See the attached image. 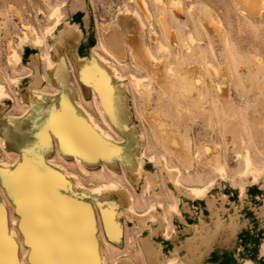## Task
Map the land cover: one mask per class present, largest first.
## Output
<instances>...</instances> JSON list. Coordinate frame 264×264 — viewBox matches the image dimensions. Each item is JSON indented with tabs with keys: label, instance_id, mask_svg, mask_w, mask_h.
Here are the masks:
<instances>
[{
	"label": "rangeland",
	"instance_id": "rangeland-1",
	"mask_svg": "<svg viewBox=\"0 0 264 264\" xmlns=\"http://www.w3.org/2000/svg\"><path fill=\"white\" fill-rule=\"evenodd\" d=\"M145 1L148 4L147 12L137 0H0V82L11 95V99L6 98L0 103V108L4 109L2 114L20 112L26 106L24 100L32 101L43 114L51 110L50 108L58 107V95L40 94L32 99L27 97L32 94L29 75L32 72L33 59H37L39 71L47 76V80H42L39 86L42 89H55V86H60L55 78H52L55 86L50 82L51 71L48 72L40 56L45 51L52 55L48 46L54 38L45 33V28L52 22L49 15L54 6L60 5L64 18L56 33H59L67 23L77 24L81 32L77 40V53L85 58L83 63L86 67L88 60L93 57L92 49L97 48L103 53L105 46L112 52L104 42V36L108 34L110 28L117 27L126 35L132 36L136 33L140 37L136 24L140 16L145 22L141 33L143 44L150 46L157 56H166L175 67L178 65L176 58L179 56L180 59H184V67L195 63L204 71L207 88L204 89V96L207 99H204L206 101L203 104L204 109L202 106V111L200 109L195 114L190 113L186 116V121L181 122L183 127L187 128L194 152L193 169L188 173L185 172L184 175L189 176L185 177L187 180H192L197 175L206 178L215 177L214 187L204 198L190 197L183 194L185 193L183 189L178 190L173 185L161 164L156 165L146 161L144 168L155 179V183L150 189L151 192L149 191L151 195L148 192L145 198L149 199L158 193L157 198L161 200L162 208H158L155 214L157 216L165 214L168 217V223H161L159 220L151 222L146 217L140 220L133 213H122L115 217L118 210L127 212L126 202L119 192H107L98 196L77 188L72 180L65 186H54L49 182L48 188L53 189L54 196L60 198L66 205L67 211L72 214L69 218L71 224L68 225L67 234L73 236L70 230L75 229L74 238L78 239L77 243L70 241V251L69 249L59 251L54 245L50 248L48 242L34 244L27 240L21 222L24 215L19 212L17 202L7 193L0 179V192L6 201H3L0 195V264H20L21 259L26 264H102L98 253L89 252L90 246L98 252L101 245H106L109 249L107 252L110 254L107 255L110 257L109 264H116L118 259V264H167V262L170 264L171 259L178 261L175 264H185L184 261H193L195 264H244L246 260H249L250 264H264V175L257 182L254 180L252 182L253 176L250 173L244 174L245 161L242 156V152L248 149L253 158L255 157V162L261 167L264 166V128L256 129L253 122L255 117L256 121L264 120L263 116L257 115L260 107L264 109L261 100L264 99V91L258 89L264 87V0H258L257 7L247 9L251 10L250 12L245 10L240 0H179V2L163 0V5L158 4L156 0ZM162 18L165 20L164 23L161 21ZM213 20L216 24H213ZM211 23L216 25L213 31L209 27ZM165 27L175 34L176 44L168 39ZM33 32L44 36L45 46L34 43ZM190 34L195 39L189 46L185 43V39ZM122 37L125 35L122 34ZM160 41L169 47V53L158 52ZM14 52L19 55L18 59L14 56ZM53 58H59L68 71V79H72L80 89L81 85L77 77L78 61L72 59L64 43L60 45L59 57L53 52ZM120 60L126 75L131 71H138L141 75L145 73L129 55ZM209 63L226 71L223 72L226 79L223 85L214 82L207 68ZM110 79L112 84L120 89L122 98L127 103V113L124 118L128 120L130 129L126 138L131 152L138 153L148 145L149 154L156 150L164 152L169 158L170 165L180 166L179 161L167 153L155 139L149 122L137 116V114L141 116L142 107L138 102L140 96L136 94L133 86H130L131 94L129 89L127 90L126 83L129 82V77L125 80V84L111 77ZM65 83L64 89L70 94L72 101L75 95L71 87L67 86V82ZM151 87V104L155 106L159 87L156 82H152ZM223 93L230 100L228 105L230 108H232L230 103L233 102V109H230L233 110V114L228 109H225L228 112L223 110L226 105L221 99ZM85 97L84 100L92 106L93 96L90 97L89 93H85ZM132 97L135 98L134 103ZM164 99L165 106L172 103L169 97ZM33 115L38 118L36 112ZM167 118L171 122V117ZM41 123H44V120ZM33 124L34 122L28 119H21L18 120L16 129L30 139L33 148L37 151L39 147L36 144L37 135L32 129ZM173 127L176 129L173 130ZM170 131L175 134L177 127L171 125ZM141 133L145 134L146 138L141 137ZM232 134L235 135L234 145H230ZM239 136L244 138L243 144ZM49 142L52 149L47 154H52L54 151L57 154V142L52 133ZM200 148L206 156L198 151ZM216 151L221 152L220 157L226 165L224 177L219 174L220 172L210 169L211 166L209 167L205 162L207 157L213 158ZM199 153L202 157L198 155ZM0 154L2 157L14 158L16 152L8 150L0 143ZM56 154L53 153L51 157L54 158ZM58 156L62 155L58 154ZM68 159L65 160L70 164L68 170L78 171L73 164L74 161ZM98 166L92 171L96 175H101L102 171ZM111 167L121 172L118 161ZM115 176L128 182L121 173ZM98 178L97 176L96 180ZM130 182H128L129 187L140 196L143 193L144 179L130 178ZM239 184L246 186L243 195ZM173 194L180 202V214H175L169 209ZM29 198L24 191L17 200L27 201ZM210 199L213 200V205L209 203ZM60 200L57 201V206H60ZM104 210L119 222L120 227L117 226V230L109 226L104 212L102 213ZM56 213L60 216V212ZM26 216L28 217L29 214L24 217ZM13 218L20 221L15 226L17 237L10 236L12 228L10 223ZM54 228L60 229L62 226L55 223ZM34 229L35 235L39 238L52 237L48 226H37ZM82 242L85 245H81ZM104 248L102 247V250Z\"/></svg>",
	"mask_w": 264,
	"mask_h": 264
},
{
	"label": "bare ground",
	"instance_id": "bare-ground-1",
	"mask_svg": "<svg viewBox=\"0 0 264 264\" xmlns=\"http://www.w3.org/2000/svg\"><path fill=\"white\" fill-rule=\"evenodd\" d=\"M137 1L147 12L148 4L146 1ZM174 1L179 2V0ZM156 2L161 5L164 3L163 0H156ZM240 2L246 8L245 10H247L257 7L258 0H240ZM247 11L250 12L251 10ZM49 18L52 19V22L46 26L45 33L49 37L54 38V41L48 46V50L51 51L52 55H50L48 51H45L40 54L42 58L40 59L43 60L48 72L51 71V73H49L50 82L52 83V78H55L60 86H55L52 83L55 89H42L39 85L42 80H47V76L39 71L37 59H33L31 67L32 72L29 75L32 94L27 95V97L32 99V97H38L40 94L46 96L58 95V107L50 108L51 110L43 114L40 109L35 107L32 101H25L24 97H22L26 106L20 112L2 114L4 109L3 107L0 108V143L3 147L8 148V150L16 152L14 158H10L9 156L2 157L0 154V179L7 193L17 202L16 204L19 206V212H22L24 216L29 214L28 217L23 216L21 220L26 231L27 240L34 244L42 241L48 242L47 245H49L50 248H53L52 246L54 245L59 251L69 249L70 241H72V243H77L78 241L77 238H74L75 229L70 230L73 232V236L67 234L69 231L67 229L68 225L71 224V219L69 220V218L72 217V214L67 211L63 201L54 196L53 189L48 188L49 182H52L54 186H65L72 180L77 188L98 196L107 192H119L124 202H126L127 212L118 210L116 211L115 217L120 216L122 213H133L140 220L146 217L151 222L159 220L161 223H168V217L165 214L161 216L155 214L158 208H162V202L157 198L158 193L154 194L155 196H151L149 199L145 198V194L150 191L152 185L155 183V179L144 168L145 162L148 161L156 165L161 164L169 180L178 190L182 191L183 189V192H185L183 194H187L190 197L195 196L196 198L206 197L210 189L214 187L216 178H206L198 175L192 178V180H187L185 178L189 177L184 175L185 172L188 173L193 169L194 152H192V141L187 133V128L183 127L181 124L183 120L186 121V116L190 113L195 114L196 111L198 112V110L201 109L202 111L204 109L203 104L207 99L205 98L206 96H204L206 80L202 67L195 63L184 67V59H180L179 56L176 58L178 65L175 67L166 56H157L150 46L142 42L141 33L144 30L145 22L140 16L136 20L140 37L137 36L136 33L132 36L126 35V33L119 31L117 27L110 28L111 30L108 28L109 31L107 32L108 34L104 36V42L112 52L103 45V53L97 48L92 49L91 52H93V57L88 60L86 67L85 63H83L85 58L77 53V40L81 36L77 24L67 23L59 30V33H56V30L63 23L64 19L60 5H56L52 8ZM161 21L164 23L165 20L162 18ZM211 21L212 20H210V22ZM213 24H216L214 20ZM213 24L209 25L212 31L216 26ZM153 33L156 34V32ZM165 33L173 44L177 43L175 34L167 27H165ZM122 34L125 35V37H122ZM194 39L193 35L190 34L185 39V43L190 46ZM34 43L36 45L45 46L44 36L40 33H35ZM62 43L69 49L72 59L78 61V75H76L79 79L81 90L75 85L72 79H68V71H66L63 63L59 61V58H53V52L59 57L60 45ZM163 51H168L169 53L170 50L166 44L160 41L158 44V52L163 53ZM16 52H14V56L18 59L19 55L17 56ZM126 55H129L131 59L136 61L140 68L145 71L143 75L139 74L138 71H131L129 75L123 72L120 59H123ZM207 66L206 67L209 68V72H211L213 76L214 82L223 85L226 80L223 76V72L226 71H223L224 69L220 67H215L211 63H209V65L207 64ZM74 71L76 73L75 66ZM110 77L121 82V84H125V80L129 77V82L126 83L127 90L129 89L128 91H130V86H133V89L137 92L136 94L140 96L138 102L142 107L140 109L141 116L138 114L137 116L149 122L155 139L164 147L167 153L174 156L179 161L180 166L170 165L166 153L160 150V152L156 150L154 153L149 154L148 145L143 147L138 153L134 154L131 152L128 139L126 138V134L129 135L128 131L130 132V129L127 124L128 120L124 118V115L127 113V103L126 100H123L120 89L112 84ZM65 82H67V86L69 85L71 87L75 95L72 101L70 99V94L64 89ZM152 82H156V85L158 84L159 87L155 106L151 104ZM258 89L259 91H264V87L262 86ZM85 93H89L90 97L93 96L92 106L84 100V98H86ZM129 93L131 94V91ZM10 96L11 95L6 91L4 85L0 82V103L6 98L11 99ZM166 97H169L172 101V103L167 106H165V101L163 102ZM134 99L132 97L133 103ZM221 99L223 103L227 105H225V107L222 105L224 107L223 110L228 109L233 114V110H230L233 109V102L230 103L232 107L230 108L228 106L230 100H228L227 95L224 93L221 94ZM261 100L264 106V99L262 98ZM180 109L181 111H179ZM35 112L38 114V118L34 117L33 114ZM257 115L264 117V109H262V107H260ZM168 116L171 117L172 124L168 120ZM255 118H253L255 128H264V120L256 121ZM21 119H28L30 122H34L32 129L37 135L36 144L39 147L37 151L33 148L30 139L16 129L17 122L18 120L21 121ZM43 120L44 123L40 124ZM173 124L177 127V132L175 134H172L170 131L171 125L174 126ZM175 129L173 127V130ZM119 131L123 134H120ZM50 132L54 135L57 142L58 152L56 154L53 150V153L56 154L54 158L51 157L53 153L47 154L50 153L52 149L51 143L49 142ZM227 135H229V133H227ZM233 136L235 135L232 134L230 145H234ZM141 137L146 138V135L141 133ZM146 142L148 144L147 140ZM241 143H244V138H241ZM216 146L214 145V147ZM157 147L155 148L157 149ZM201 148L198 151L203 153V155L206 154ZM42 153H44V155H42ZM219 153H215L213 158L207 157V160L204 161L209 167L211 166L210 169L216 172L218 171V173L220 172L219 174L224 177L226 165L222 161ZM242 153L245 161L244 174L250 173L253 176L252 182L253 180L257 182L264 175V166L261 167L255 162V157L253 158L248 149ZM58 154L62 156L59 157ZM198 155L201 156L200 153ZM196 156L197 155H195V157ZM68 158L74 161L73 164L76 165L78 171L68 170L70 164L65 161L69 160ZM117 161L121 166V172L111 167L116 165ZM47 164L49 167H47ZM97 165H99L98 168H101V175H96V173L92 171L97 169L94 168ZM206 166L207 165H205V167ZM117 173H121L123 178L125 177L129 183H131L130 178L135 180L144 179L143 193L138 196L136 192L129 187L128 182H124L121 178H116L115 175H117ZM242 175H240V177ZM97 176L99 178L96 180ZM239 186L243 195L246 186L245 184H239ZM27 187L29 189H26ZM160 187L162 189V186ZM24 191L30 197L29 200H17L19 195ZM0 195H2L1 192ZM2 197L3 201H5L3 195ZM172 197L173 200L169 203V209L175 214H180V202H178V198L175 194H173ZM59 200L60 206H57V201ZM66 200L68 201V199ZM209 203L213 205V200L210 199ZM57 211L60 212V216L57 215ZM105 211L106 210L102 211V213L104 212L109 226L117 230V226L120 227L119 222L111 218L112 215ZM48 216L50 218L47 219ZM19 222L20 221L14 218L11 220L12 224L10 223V226L12 225V228L10 236L17 237L15 226H17ZM55 223L61 224L62 228H54ZM140 225L142 226L143 223ZM37 226H48L52 233V237L48 239L37 237L34 229ZM158 227L161 228L160 226ZM81 245H85V243L82 242ZM101 246L105 247L103 250L108 249L106 245ZM102 247L98 252H95L90 246L89 252L92 254L98 253L100 262L102 264H109L108 259H110V257L107 256L109 254L107 253L109 249L103 252ZM38 255L40 256L39 253ZM39 259L41 260V258ZM118 262L119 259L116 261V264H118ZM175 262L178 261L173 259L169 261L170 264H175ZM184 262L185 264H195L193 261ZM20 264L26 263L21 259ZM244 264H250L249 260H246Z\"/></svg>",
	"mask_w": 264,
	"mask_h": 264
}]
</instances>
